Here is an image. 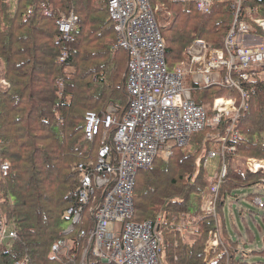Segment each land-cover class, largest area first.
Returning <instances> with one entry per match:
<instances>
[{
  "label": "trees",
  "instance_id": "obj_1",
  "mask_svg": "<svg viewBox=\"0 0 264 264\" xmlns=\"http://www.w3.org/2000/svg\"><path fill=\"white\" fill-rule=\"evenodd\" d=\"M149 1L165 43L168 71L189 61L188 50L195 40L224 49L233 23L231 0H215L207 14L198 12L191 2ZM42 5L51 10L50 17L43 14ZM247 8L255 17L264 18V0H246L241 12ZM71 13L77 23L65 39L56 20ZM11 20L8 35L0 5V82L6 84L0 83V159L10 165L7 177L0 178V221L8 233H15V238L0 243V264L22 260L27 264H78L86 238L80 233H87L92 225L90 210L95 200L87 204L69 232H65L70 222L65 213L78 199L76 165L94 159L100 145L99 138L85 140L84 118L88 112L104 116L110 105L116 108L118 120L124 116L129 58L115 48L116 35L104 0H18ZM256 33L264 38L262 30ZM62 55L65 58L60 62ZM192 82H187L193 89L192 98L208 114L216 98L238 100L234 88L199 87ZM244 87L249 90L247 111L235 124L240 139L229 142L235 151L226 156L228 161L232 157L264 160V80L250 81ZM228 122L224 119L213 130L193 134L187 146L173 148L169 157L157 158L136 176L131 220L141 223L161 217L162 264H207L206 243L218 226L212 214L201 211L202 194L215 182H210L213 176L203 167V153L210 145L203 138L210 131L222 134ZM227 167L217 193L218 218L233 191L264 188V174L236 171L230 163ZM255 195L246 199L252 202ZM100 198L101 192L97 201ZM193 218L198 219L195 233L185 242L179 228ZM220 227L225 235L221 241L229 243L228 253L212 264H246L226 226L221 222ZM59 239L76 241L72 251L76 259L60 263L49 258L51 246Z\"/></svg>",
  "mask_w": 264,
  "mask_h": 264
},
{
  "label": "built area",
  "instance_id": "obj_2",
  "mask_svg": "<svg viewBox=\"0 0 264 264\" xmlns=\"http://www.w3.org/2000/svg\"><path fill=\"white\" fill-rule=\"evenodd\" d=\"M104 1L116 35L115 48L126 52L129 58L125 83L128 105L120 120L112 105L104 116L94 112L85 115L84 138L88 142L99 138L100 145L94 159L80 162L75 167L79 177L78 199L66 210L65 215L70 222L65 232L72 230L87 204L95 200L90 210L92 225L87 233H80L86 238L78 264H162L161 217L141 223L131 220L136 176L151 167L157 158L169 157L173 148L187 146L193 134L206 128L215 129L224 119L229 122L222 134L207 135L205 139L210 141V149L203 153V167L206 168L209 159L218 158L220 163L225 155L235 151L229 142L240 139L235 124L247 111L249 90L244 84L256 79L264 80V38L256 33L260 29L264 36V18L255 17L250 8L242 13L246 0H231L233 23L225 37L224 49L195 40L188 50L189 61L168 71L165 43L150 1ZM173 1L191 2L198 12L207 14L215 0ZM43 11L45 16L52 14L45 7ZM76 23L77 17L72 13L66 17L61 15L56 20V26L65 39H69ZM250 41L253 44H248ZM64 58L62 55L59 61H64ZM188 81L199 87L234 88L238 100L235 97L216 98L212 103V113L208 114L194 102L193 89L187 85ZM0 83L6 85L4 81ZM113 126L116 129L111 133ZM230 162V167L236 171L264 174L260 170H264V160L232 157ZM9 167L0 159V178L7 177ZM219 171V176L217 172L214 174V180L218 178V182H211L201 201V211L213 216L226 167L223 165ZM100 192L101 198L97 201ZM254 202L258 208L264 209V199L256 198ZM13 237L15 233H8L0 221V243ZM75 247L76 241L59 239L51 246L49 257L60 263L76 259L77 255L72 253ZM207 249L211 250L210 255L219 253L214 260L209 255V264L227 254L217 228ZM15 264L27 263L22 260Z\"/></svg>",
  "mask_w": 264,
  "mask_h": 264
},
{
  "label": "rangeland",
  "instance_id": "obj_3",
  "mask_svg": "<svg viewBox=\"0 0 264 264\" xmlns=\"http://www.w3.org/2000/svg\"><path fill=\"white\" fill-rule=\"evenodd\" d=\"M18 0H0L1 5V12H2V24L4 26V30H6L8 33L11 30V19H13V12L16 11V4ZM11 20V21H10ZM251 42V41H250ZM249 42V43H250ZM253 44V42H251ZM67 70V69H66ZM71 72V69L69 70ZM61 93H59L60 95ZM211 114V113H209ZM210 130H213L210 128ZM219 134L218 131L209 133H206L204 135L203 143L206 142L207 135H215ZM210 149V145H209ZM202 152H204V148L202 149ZM226 156L224 157V160L220 161L218 164V158L209 159L206 166V172L211 177L214 175V172L217 169V166L219 167V170L222 169V166L224 165L226 167L227 172V165L228 163H231L226 159ZM239 158H249L253 160H263V159H257L253 157H239ZM264 172V170L260 169ZM218 171L216 174L219 176ZM253 173V172H251ZM254 173H260V172H254ZM226 175V173H225ZM214 179L211 178V180ZM222 178L218 191L220 189L221 184L223 183ZM215 182H218V178L215 179ZM210 185V183H209ZM261 187H251V188H245L240 190L233 191L230 195H228L225 198L223 207H222V215L218 218L219 221L222 222V225L226 226L227 228V235L228 237H231V242L235 243L234 246L236 247V251L238 253V256L245 260L246 264H264V209L258 208V206L255 204L254 201H250L249 199H246L249 195H254L256 197H259L261 199H264L263 197V190ZM204 193H207V189L204 191ZM198 219H191L189 220V224L187 225L185 222L184 226L186 227L185 230L182 229L180 232V237L183 241L187 242L191 236L195 233V226ZM200 224V222H199ZM68 223H63V226L66 227ZM199 226V225H198ZM218 230L221 232V227L219 226V223H217ZM248 237L250 239V242L248 241ZM15 238V237H13ZM9 238V239H13ZM228 243V242H227ZM229 244V243H228ZM51 252V251H50ZM49 252V253H50ZM211 253V250L207 249V244L204 250L205 254V262L208 264L209 261V255ZM50 258V257H49Z\"/></svg>",
  "mask_w": 264,
  "mask_h": 264
},
{
  "label": "crops",
  "instance_id": "obj_4",
  "mask_svg": "<svg viewBox=\"0 0 264 264\" xmlns=\"http://www.w3.org/2000/svg\"><path fill=\"white\" fill-rule=\"evenodd\" d=\"M222 234H223V232H222ZM225 234H226V232H225ZM224 235V234H223ZM225 236V235H224Z\"/></svg>",
  "mask_w": 264,
  "mask_h": 264
},
{
  "label": "bare ground",
  "instance_id": "obj_5",
  "mask_svg": "<svg viewBox=\"0 0 264 264\" xmlns=\"http://www.w3.org/2000/svg\"><path fill=\"white\" fill-rule=\"evenodd\" d=\"M216 230V229H215Z\"/></svg>",
  "mask_w": 264,
  "mask_h": 264
}]
</instances>
